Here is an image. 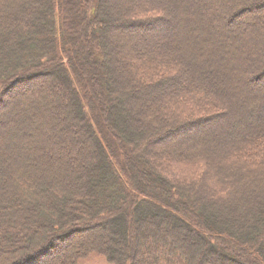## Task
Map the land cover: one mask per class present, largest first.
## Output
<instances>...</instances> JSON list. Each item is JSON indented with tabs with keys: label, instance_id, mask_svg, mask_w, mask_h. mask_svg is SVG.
I'll return each mask as SVG.
<instances>
[{
	"label": "trees",
	"instance_id": "1",
	"mask_svg": "<svg viewBox=\"0 0 264 264\" xmlns=\"http://www.w3.org/2000/svg\"><path fill=\"white\" fill-rule=\"evenodd\" d=\"M247 1L0 0V264H264Z\"/></svg>",
	"mask_w": 264,
	"mask_h": 264
},
{
	"label": "rangeland",
	"instance_id": "2",
	"mask_svg": "<svg viewBox=\"0 0 264 264\" xmlns=\"http://www.w3.org/2000/svg\"><path fill=\"white\" fill-rule=\"evenodd\" d=\"M249 1L250 0H248L247 1V6H249V5H253L252 4V2H250L249 3ZM243 2V1H242ZM245 4V5H246ZM248 10H249V8L248 7H246L245 9H244V11L245 12H248ZM251 10V9H250ZM249 10V11H250ZM16 96V95H15ZM14 96V97H15ZM13 99V98H12ZM61 113V112H60ZM60 113H59V117H60ZM52 117L53 116H51L50 115V117H48L46 120H45V122H46V125H49V123H50V121L52 120ZM61 118V117H60ZM70 118H72V117H70ZM56 126H57V124H56ZM59 129H60V125H58L57 126ZM55 144H57V142H53V145L51 146V147H53ZM57 146V145H56ZM46 150V149H45ZM57 166H55V168H56ZM54 169V168H53ZM76 264H112V263H109L105 258H104V256H100V255H94L93 253L91 254V255H89V256H87L86 258H82V259H80V260H78V262L76 263Z\"/></svg>",
	"mask_w": 264,
	"mask_h": 264
}]
</instances>
